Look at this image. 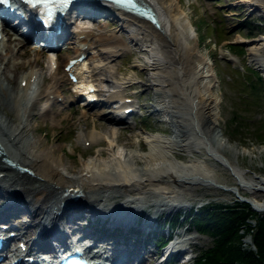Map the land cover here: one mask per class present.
<instances>
[{
  "label": "rangeland",
  "instance_id": "obj_1",
  "mask_svg": "<svg viewBox=\"0 0 264 264\" xmlns=\"http://www.w3.org/2000/svg\"><path fill=\"white\" fill-rule=\"evenodd\" d=\"M179 9L188 16L193 25L188 33L190 46L195 48V53L206 59L211 69V92L217 97L213 109L215 121L210 127L201 128L202 143L196 141L199 147L197 153L189 154L179 148L172 151L162 149L165 150L163 152L166 153V161H171L174 165H201L210 187L202 186L190 190V187H179L180 185L166 178V185L164 183L158 187L167 188L170 191L168 195L180 201L178 206L168 210L153 209V202L157 201L158 196L151 192L144 194V197H128L136 192L107 190L100 192V202L97 201L96 204L116 207L121 202L132 199L135 203L142 202L143 209L151 210L153 215L162 213L165 217L177 210L187 211L188 205L198 209L207 204H232L234 201L244 202L240 199L243 196L252 195L258 198L261 194L254 193L250 187L254 184L253 178H264V91L258 85L260 78L264 82V48L261 49L255 42L258 37L264 38V10L258 4H244L238 0H181ZM249 19L253 20L251 25L244 24ZM81 24L90 28L94 37L87 40L91 43V48L84 54L80 66H77L81 68L80 81L83 83L85 79H94L95 87L102 93L101 102L92 107H84L83 99L75 98L74 94L79 91L80 84L72 86L64 73L65 58L75 55L73 48L77 41L73 28L68 37L71 42L65 44L67 49L52 55L45 54L40 45L28 43L17 37L18 35L11 34L7 27L3 29L0 54L4 60L1 65L4 68L8 63V77H15L13 71L18 65L31 64L27 71L22 70L16 75L17 79L27 74L30 68L37 71L31 89L34 94L33 117L28 118L31 102H27L29 96H25V91L19 90L12 96V99L16 98V102L10 100V108L16 113L18 121H26L30 128L22 143L33 142L37 144L35 149L39 151L51 152L56 149L55 157L62 158L59 169L66 175L75 176L85 161L92 159L99 150L106 149L113 142L110 132L94 128V120L121 128L123 134L117 147L118 152L123 154L130 151L150 153L152 150L148 139L152 136L170 142L180 139L179 126L171 121L172 118L162 107L163 104L175 106L191 133L188 128L191 114L186 101L183 98H174L169 91L161 85L158 86V82L152 79V71L144 67L143 61L151 53L145 43L139 44V50L128 39V31L119 30L121 23L115 19L97 17L76 23L79 26ZM97 35L110 39L108 44L96 42ZM9 44L12 51L6 56L5 47ZM32 48L37 50L36 53L27 54L26 57L18 55L19 52ZM34 60L38 63H34ZM53 78L60 79V83L54 86ZM49 90L56 91V100L48 102ZM122 97L130 98L132 102L135 110L132 123H119L109 113ZM47 105L48 112L45 115L43 110ZM90 133H97L102 144L91 145L90 141H85ZM219 143L224 146H221L219 152L231 165V169L206 154L213 153ZM159 149L161 150L154 148L153 151L159 153ZM159 154L163 155L162 152ZM224 188H234L236 194L229 193ZM261 195L264 196L263 193ZM136 197L139 199L136 200ZM246 202L244 203L247 204ZM7 213L9 216L13 215L11 219L17 223L25 220L24 228H20L21 232L27 228L36 229L29 226L32 222L30 213ZM162 216L156 217L159 218L158 223ZM82 219L83 217H79L77 221L82 222ZM179 220L180 225L176 230L181 236L178 238H182V244L189 254L196 255L211 246L212 238L209 235L199 234L187 221L182 218ZM72 227L75 228L76 225ZM247 239L243 235L241 244L251 249ZM138 249L141 248L138 246ZM154 250L151 244L147 246L142 253V264L155 263L157 253ZM178 262L180 263L172 259L168 264Z\"/></svg>",
  "mask_w": 264,
  "mask_h": 264
},
{
  "label": "bare ground",
  "instance_id": "obj_2",
  "mask_svg": "<svg viewBox=\"0 0 264 264\" xmlns=\"http://www.w3.org/2000/svg\"><path fill=\"white\" fill-rule=\"evenodd\" d=\"M139 1L144 2L154 10L158 19V27L156 28L140 17L122 14V16L117 15L116 18L121 23L119 30L124 31L126 29L129 33L128 39H131L130 41L139 50L140 43L146 44L145 46L151 53L143 61L144 67L152 71V79L158 82V86L161 85L176 99L183 98L191 114L189 118L190 127H188L191 133H189L175 106L163 104L162 107L170 114L171 121L176 122V125L179 126L180 139L173 141V143L152 136L148 139L152 150L148 154H142L140 151L119 153L117 142L122 138L121 128L117 129L94 120V128L110 132L113 142L109 143L106 149L99 150L92 159L85 161L75 176L64 174L59 169L62 158L55 157L56 149L51 152L39 151L35 149L37 144L35 145L33 142L22 143L30 128L26 121L19 122L16 113L10 108V100L16 102V98L12 99V96L17 91L23 90L25 96H29L27 102H31L28 118L33 117L34 94L31 89L37 71L30 68L27 74L17 79L16 75L22 70L27 71L31 64L18 65L13 71L15 77L10 79L7 75L9 65L7 63L2 68L1 64L4 58L0 54V202L3 200L12 202V204L1 206L0 214L5 215L9 211H19L22 207L30 213L32 222L29 226L39 228V232H37V238L32 240L31 235H34L35 229L27 228L25 231L23 230L24 232L20 237L25 239L24 243H28L27 252L46 244V238L51 236L53 230H59L60 223L63 222L62 218L74 219L72 212L62 207L69 201L74 200L78 204L87 206L88 211L91 213L104 215L102 221L105 220L108 225L129 226L134 224L139 226L140 229L148 230L154 226V215L151 210L143 209L144 204L142 202L135 203L131 199L127 202H121L116 207L105 206L107 204H96L97 201L100 202V192L107 190L136 192L133 195H128V197L136 195L144 197V194L151 192L158 196L156 197L157 201L153 202V209L158 211L176 207L180 202L176 201L173 196L168 195L170 191L166 190L167 188L158 187L160 184L165 183L166 185V178L180 185L179 187H190V190L202 186L210 187L209 181H207L208 177L201 165L194 163L183 166L174 165L171 161H166V153L162 149L166 148L172 151V149L179 148L184 149L189 154L197 153L199 147L196 141L202 143L201 128H208L214 124L213 109L217 103V97L211 92L212 74L209 63L197 52L195 53L194 47L190 46L188 33L193 25L188 16L179 9L181 0ZM238 1L244 4H258L264 10V0ZM103 15H100V17L108 19L107 16ZM84 17L83 15L80 18L77 16V19H83ZM20 28L18 27V31L22 30ZM21 32L26 35L27 39L29 37L35 41H42L40 31L33 26ZM91 37H94V35L90 28L82 24L75 26L74 38H76L77 44L73 48L74 58L78 54H85L87 53L86 50H90L91 43L87 40ZM22 39L26 40L24 36ZM95 40L99 44H108L110 39L101 38L97 35ZM69 42L71 41L68 40L67 43ZM255 42L261 46V49L264 48L263 37H258ZM195 47H197V43ZM11 51V45H6V56H9ZM36 51L32 48L31 50L19 52L18 55L26 57L25 55L36 53ZM69 58L72 57H66L64 62L66 63ZM36 62L37 60H34V63ZM76 65L78 64L75 63L71 70L65 72V75L68 76L71 73L81 80L79 73L81 68ZM53 80L54 86L60 83V79L53 78ZM89 80L93 82L94 79ZM44 81L46 82L47 78ZM8 85H12V87L10 88ZM56 96V91L49 90L47 93L48 102L56 100ZM131 106L120 105L117 113H122ZM47 109L48 105L45 106L43 114H47ZM113 119L117 122L119 119L126 121L127 117L122 114L118 119L113 115ZM85 141H90L91 145L102 144V139L97 133H90ZM41 144H38V146H41ZM218 146L216 150H213V153H206L207 156L219 162L222 166L231 169V165L219 152L223 145L219 143ZM140 148L142 149L141 146ZM154 148H161L162 151L159 149V153L162 152L163 155L153 151ZM3 158L12 165L2 161ZM18 167H24L29 172L20 171ZM252 182L254 184L251 183L250 189L254 193L264 194V178L255 177ZM232 189L224 188L223 190L236 194L235 189ZM261 194L258 198L252 195L241 196L245 198L252 210L261 213L264 212V196ZM138 199L139 197H136V200ZM171 201L176 203L172 204ZM139 214H141L140 217H137ZM116 243L121 245L120 242ZM126 243L119 248L113 243V249H110V254L119 257L122 264L131 262L130 259L136 258L138 252V248L131 246L128 242ZM181 244L178 245L179 248L184 247ZM178 253L179 249L177 248L176 254Z\"/></svg>",
  "mask_w": 264,
  "mask_h": 264
},
{
  "label": "trees",
  "instance_id": "obj_3",
  "mask_svg": "<svg viewBox=\"0 0 264 264\" xmlns=\"http://www.w3.org/2000/svg\"><path fill=\"white\" fill-rule=\"evenodd\" d=\"M253 20L244 22L251 25ZM264 91V82L259 79ZM257 92V89L254 88ZM182 218L199 234L212 238L211 246L196 253L190 264H264V212L251 210L248 204L234 201L232 204H207L163 217L162 222L175 225ZM249 220L251 223H249ZM246 235L251 249L242 246ZM151 241L159 247L157 235Z\"/></svg>",
  "mask_w": 264,
  "mask_h": 264
},
{
  "label": "snow or ice",
  "instance_id": "obj_4",
  "mask_svg": "<svg viewBox=\"0 0 264 264\" xmlns=\"http://www.w3.org/2000/svg\"><path fill=\"white\" fill-rule=\"evenodd\" d=\"M34 2V0H28V3H33ZM39 2L40 3H44V4H46V5H50V0H39ZM63 2H65V3H67L68 2V0H63ZM118 2H119V0H118Z\"/></svg>",
  "mask_w": 264,
  "mask_h": 264
},
{
  "label": "water",
  "instance_id": "obj_5",
  "mask_svg": "<svg viewBox=\"0 0 264 264\" xmlns=\"http://www.w3.org/2000/svg\"><path fill=\"white\" fill-rule=\"evenodd\" d=\"M242 201L246 202L243 198H240ZM247 203V202H246ZM248 204V203H247Z\"/></svg>",
  "mask_w": 264,
  "mask_h": 264
}]
</instances>
